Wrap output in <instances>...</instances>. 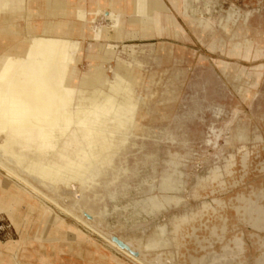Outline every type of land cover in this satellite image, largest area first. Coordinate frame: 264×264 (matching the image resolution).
Segmentation results:
<instances>
[{
	"label": "rangeland",
	"instance_id": "obj_1",
	"mask_svg": "<svg viewBox=\"0 0 264 264\" xmlns=\"http://www.w3.org/2000/svg\"><path fill=\"white\" fill-rule=\"evenodd\" d=\"M144 1L149 10L155 7L156 0ZM160 1L165 5V12L172 13L166 2ZM170 2L175 10L190 16L191 0H175V2L170 0ZM194 4L199 5L202 10L204 8V12L198 16L205 18L198 21L202 25L189 24L186 19L176 15L181 33L176 34L175 27L167 26L171 29V33L163 34L157 31L156 36L141 37L146 39L137 40V48L134 46L137 52L136 58L143 63V72H141L143 79L137 90L145 99L141 104L143 112L151 115L154 107L152 115L156 118L154 124L156 128L153 131L164 139L165 130L175 127L189 110L186 117L190 116L191 119L195 115L193 122L188 124L190 131L196 133V135L190 133L188 136L189 146L194 152L189 160L193 162L194 158L200 156L206 148L203 146L202 136L208 134L210 123H214L210 126L212 136L207 137L205 143L216 148V153L212 148H208V151L214 152L220 162L212 165L206 174L196 175V183L191 195L200 200V203L196 209L190 208L183 213L174 214L170 220L172 226L182 217L197 214L203 205L214 208L216 206L215 203L213 204L214 200L224 198L214 195L213 202L206 200L204 197L207 195L208 182H204L203 179L216 168L222 170L225 175L224 167L231 156L238 154L243 146L251 152L253 147L249 146V142L254 141L256 146V143L260 142L256 137H263L264 129V126L262 127L264 125V0H210L209 3L208 0H200L199 3ZM205 6H209V10H205ZM231 12L233 16L229 19ZM122 20L130 21L131 18H122ZM16 22L20 25V19ZM82 30L78 37H82ZM2 40L9 43V36L5 35ZM247 41L251 42L250 47L247 46ZM123 47L121 43L112 53L113 55L108 54L110 61L105 63V68L108 74L111 73L109 74L111 78L118 68V59L123 62L131 60L128 55L130 52H124ZM233 47L239 49L233 51ZM90 50L88 55L93 53L97 56L102 52V55L105 54L104 51L97 53ZM246 53H249V56ZM221 62L225 63L227 69L221 68L223 65ZM140 128H142L140 131L132 133L128 148L116 158V165L122 167L121 176L127 186L126 193L113 202L105 195L106 191L100 183L103 180L96 183L100 187L96 186L94 190L82 192L83 199L90 201L87 208L92 209L97 216L105 205L109 209V215L115 212L116 204L119 206L118 210L131 211L129 217L134 222L136 217L153 218L181 203L185 206L188 204L187 197L184 196L187 182L184 180L185 173L180 168V165L184 164L181 161L183 158L179 160L178 154L167 149L166 159H163L164 165L161 166V172H158L160 157L163 158L165 154L162 152L165 148L164 140L157 138L161 150L159 156V149H153L158 142L155 139L150 140V147H147L149 144L144 140L153 138L150 132L151 126L141 120ZM239 129L247 136L243 137V141L234 140V144L231 145L230 140ZM198 132L202 133V136H199ZM169 136L168 139L172 143L177 142L175 135L170 133ZM16 150L22 159L34 160L31 152L21 151L18 148ZM225 152L228 154L224 155ZM57 158V154L53 153L44 158L43 162L49 164ZM209 158L210 156L206 157V161ZM201 164L205 162L202 161ZM123 167L127 169L125 173ZM142 168L151 169L152 174L142 177L141 174L144 173ZM135 177L137 179H134ZM155 178H158L157 181ZM0 179L2 188H0V199H2L0 200V264H130L82 228L75 219L72 221L71 217L59 208L49 203L63 219L52 210H46V206L40 201L24 193L21 188L1 174ZM164 180L168 190L162 187ZM19 193L24 194L23 199L17 198ZM103 195L105 197L102 199ZM164 195L171 196L173 200L163 209L150 215L145 212L132 214L134 210L132 203L146 201L152 196L162 198ZM73 202L74 200H71V204ZM31 204L35 207L33 208ZM115 220V218L111 219L113 222ZM103 221L108 224L107 217ZM122 225L125 226L124 223ZM167 225V223H159L151 235L144 238L133 236V238L146 240L164 230V236L171 240L173 234L169 236ZM103 254L108 257H103Z\"/></svg>",
	"mask_w": 264,
	"mask_h": 264
},
{
	"label": "bare ground",
	"instance_id": "obj_2",
	"mask_svg": "<svg viewBox=\"0 0 264 264\" xmlns=\"http://www.w3.org/2000/svg\"><path fill=\"white\" fill-rule=\"evenodd\" d=\"M171 1L175 2V0ZM144 2V0H134L135 8L130 21H123L121 12L111 9L108 26L95 21L96 16L105 17L103 12L105 9L96 12L92 18L87 17L85 10H79L78 17L84 21L83 25H79V34L67 30L66 24L63 25L61 33L47 27L41 34H32L33 32L28 31L26 27L28 32L26 31L24 38L27 37L29 40L27 45L23 35H18L19 33L14 29L18 26L16 24L18 18L29 16L26 10L27 0H0V39H3L5 35L9 36V43L4 46L6 48L4 50L8 52L0 53V171L30 191L12 181L24 193L32 196V192L51 203L70 216L72 221L75 219L116 248L118 247L115 243L75 212L59 204L51 195L64 198L59 190L77 185L81 198L70 197L74 200L71 206L77 211H91L97 221L104 223L103 220L109 215L108 207L105 205L101 208L97 216L92 209L87 208L90 201L83 199L82 192L94 190L96 186H99L96 183L103 180L100 183L106 191L105 195L113 202L126 193L127 186L123 183L121 176L122 167L116 165V158L128 148L132 133L142 129L140 128L141 118H144L146 113L141 106L145 99L138 91L143 79L141 73L143 63L136 58L137 52L134 45L125 44V40L156 36L157 31L168 34L171 33V29L167 26L171 25L175 27L176 34L181 33L176 17L173 13L165 12L163 2L156 0L155 7L151 10L145 6ZM232 16L231 12L228 18ZM159 26L162 27L159 28ZM224 26L226 27L227 23ZM76 28L77 26L73 30ZM81 29H83L82 37H78ZM88 37L96 42L94 45L91 43L88 49H93L97 53L104 51L106 55H102L103 52L97 56L93 53L88 55L89 67L87 71L82 72L77 67V63L81 60L79 54L82 47L81 41ZM121 43L124 46V52H130L128 55L131 60L123 62L118 59V68L111 78L105 63ZM250 45L251 42L247 41V46L250 47ZM1 46L3 45L0 44ZM236 49L239 48L233 47L232 50ZM246 55L249 56V53ZM221 63L223 64L221 68H226L225 63ZM244 135L245 132L239 129L234 138H231L230 144L232 145L234 140L243 139ZM256 139L262 142L261 136ZM257 147L259 146H255L251 152L242 147L239 150L237 162L233 160L235 155L231 156L225 164L224 173L231 176L233 181L228 183L225 189L219 190L218 194L229 190L231 185L238 182L237 178L234 179V167L241 163L245 168L251 153ZM16 148L31 152L34 160L22 159L17 154ZM53 153L57 154L56 161L49 164L43 162L44 158ZM149 158L151 159L152 156ZM38 160L42 161L38 162ZM126 171L127 169L123 167V172ZM221 171L219 168L213 169L203 179L204 182L219 180L222 175L224 176ZM165 183L166 180L162 182V187L168 190ZM211 193L215 194L213 191ZM22 196L24 197V194H17L19 200L23 199ZM172 200L171 196L164 195L162 198L152 196L146 201H136L132 203L134 208L132 214L136 215L139 212L153 214L163 209ZM214 203L218 210L212 206L203 205L197 214L180 218L173 225L171 240L164 236V230L146 240L136 239L150 251L165 250L173 243L180 246L181 240L185 237L184 234L179 235L180 230L181 232L183 230L182 223L195 220L197 215L203 217L207 213L209 215L213 213L222 221L220 233L216 231L219 227L216 225L210 227L204 220L198 227L192 224V230L195 232L197 228L206 227L210 234L212 232L217 234L216 238L212 237L214 244L216 241L228 244L230 238L228 237L225 241L229 219L226 211L230 205L225 199L214 200ZM31 206L35 207L33 204ZM83 208L86 209L83 210ZM118 209L119 206L115 204L114 210ZM236 209L239 210V207ZM46 210L50 208L46 206ZM188 236L203 244L212 242L208 237L200 240L197 234L194 236L193 232H189ZM70 237L72 239V236ZM233 239L235 241L239 238L234 235ZM225 246L222 245L213 264H223L224 260L228 259L230 253L226 251ZM118 249L138 264H146L127 251ZM102 256L108 257L106 254ZM193 263L199 264L198 261Z\"/></svg>",
	"mask_w": 264,
	"mask_h": 264
},
{
	"label": "water",
	"instance_id": "obj_3",
	"mask_svg": "<svg viewBox=\"0 0 264 264\" xmlns=\"http://www.w3.org/2000/svg\"><path fill=\"white\" fill-rule=\"evenodd\" d=\"M164 1L169 6V8L171 9L172 13L175 16L179 15L183 17L188 21L187 23L189 24L202 25L198 21H200L201 19L205 20L204 17L202 18L198 17L200 14L204 12V8L202 10L199 5L194 4V3H199L200 0L198 1L191 0L192 7L189 10V14H190L189 17L185 16L184 14H181L180 11L178 12L177 10H175L170 0H164ZM209 1L210 0H208V3ZM208 7L209 6H205V10H209ZM109 15H110L109 12H105L104 20L101 16H96L95 21L96 22L103 21V23L106 26H108L110 25ZM18 19H20V25L18 24V22H16L18 26H16V28L14 29L19 33L18 35L20 36L23 35V39H25V43L28 45L29 43L28 38L27 37L24 38V34L26 33L27 30L33 32L32 34H41L42 32L37 31V29L34 30L31 25L24 23L22 18H18ZM141 39H146V38H141ZM81 42H82V47L79 53L81 55V60L77 63V67H79V69L82 72H85L87 71L90 63L88 60V54L91 52V50H88V48L90 47L89 44L92 43V45H94L96 42L93 41L92 38L90 37H88V39L86 40H82ZM136 42L137 39L135 41L125 40L126 44H133L137 48L138 45ZM0 44L3 45L0 47V53L8 52V50L7 51L4 50L6 49L4 48V46L7 45L8 43H5L3 42L2 39H0ZM113 63L114 62H112V64ZM109 74L111 75V73ZM152 114H154V107L152 109L151 115L146 114L144 118H141L144 124H148L149 126H151L150 132L153 134V138L151 139L145 138L144 140L148 142L147 144H149L150 140H154V139L158 142V145H156L153 149H159V156L161 150L160 147H158L160 146V143L157 138H161L162 141L164 140L163 143H165V148L162 152H164L165 154L163 158L160 157L159 160L160 166L157 168L158 172H161L162 170L161 166L164 165L163 159H166L167 149L173 151V153L175 154H178L177 158L179 160L181 157L183 158V160L181 161L184 164L180 165V168L185 173L184 180L187 182L186 185L187 191L186 193H184V196L187 197V202H188L187 206H185L184 203H181L176 207L170 208L168 211H163L157 217H153V218L147 217L146 219L145 216L136 217L134 222L133 219L129 217V213L131 211L118 210L115 212H111V214L107 216L108 224L106 225L105 222L103 223L97 221L95 219V215L91 211H87V210L77 211L71 206L70 197L77 199L81 198V193L79 192L77 185H72L71 188H61L59 190V193L62 194L64 198L56 197L54 194H52L51 196L53 198H56L59 204L72 210L79 217H81L86 222H88L94 229H96L101 234H103L111 242L115 243L118 248L127 251L131 256L135 258H139L141 261L145 262L146 264H194L193 261L195 262L198 261L199 264H204V263L213 264L214 259L217 257L220 250L222 249V245L223 246L226 245L225 249L227 252L230 253L228 257L229 260L228 259L224 260L223 264H264V129H263V137H262L263 142L256 143V146L259 147H257L254 150V152L251 153L249 157V163H247V166L243 168V165L240 163L234 167L235 170L234 179L237 178L238 182L234 185H231L230 189L224 191L223 193L218 194L217 192L214 194L208 190V192L206 191L207 195L204 197L208 201H212L214 195L218 197H224L226 202L230 205V207L226 211L229 216V219H228L227 236H225V241L229 237L230 241L228 242V244H224V242L219 243L217 241L214 244V241L212 239L216 238L217 234L213 232L210 234V231L206 229V227L197 228L195 232L192 230L191 227L192 224H196L195 226L198 227L201 224V222L204 220L210 227H214L215 225L219 227L216 229V231L220 233V227L222 225V221L221 219L217 218L218 215H215L213 213L210 215L207 213L203 217L197 215L195 217V220H191L190 222H183L182 223L183 230L182 232L180 230L179 235L181 236V234H184L185 237L184 239L181 240L180 246H176L173 243L170 244L169 247H167L165 250L161 249L156 251H150L145 248L142 242H140L136 238H133V236L144 238L151 235L157 229L156 225L159 223L168 224L167 227L169 230V236L171 237L173 226L170 220L172 219L174 214L183 213L186 209H190V208L196 209V207L200 203L199 202L200 200L193 198L191 195L192 192L191 190L196 183V175L206 174L212 165L220 162V160L215 156L216 148H214V146H208L205 143L206 138L212 136L210 126L214 124L213 122L210 123L209 132L208 134H206V136L204 135L202 136V133L198 132L200 133L199 136H202L204 138L203 146L206 148L203 150V153L200 156H196L194 158V161L191 162L189 159L194 154V152H192L193 150L189 146L190 138L188 136L190 133L191 134L193 133L194 135H196V133L190 131L188 124L193 122L195 115H193L191 119L189 118L190 116L186 117V115L185 117L180 118V122L178 124L176 123L175 127H173L171 130L170 129L165 130V134H164L165 138L163 139V136L159 135L156 131H153V129L156 128L154 125L156 123L155 122L156 118ZM263 126L264 125H262V127ZM170 133L172 135H175L177 139L176 143H172L171 140L168 139L170 137L169 136ZM140 138L143 137L140 136ZM221 140L222 143H224V140L222 138H220V141ZM250 142H249V146L255 148L254 147L255 142L254 141H252L251 143ZM147 147H150V144ZM208 148L214 149L215 153L214 152L209 153ZM179 149L182 150L180 151ZM227 154L228 153L226 152L224 153V155ZM139 155L141 156V154ZM208 155L210 156V158L208 159V161H206V157H209ZM202 161H204L205 164L200 165ZM142 169H144L143 174H141L140 171L142 177L147 176V174L149 173L152 174L151 169L149 168L148 169L142 168ZM0 174H2L8 180L15 182L21 188L28 190L20 183L9 178L3 172L0 171ZM134 179L137 178L135 177ZM157 179L158 178H155V181H157ZM44 191L47 192L46 190ZM31 194L41 203H43L45 206L50 208V210H52L57 216L63 219V217L49 203L44 201L42 198L36 196L32 192ZM237 207H239V210L236 209ZM112 218H115L116 220L113 222L111 221ZM126 219L128 220L126 221ZM122 223H124L125 226L122 225ZM82 227L86 231H88L92 236L96 237L107 248L112 250L115 254L124 258L130 264H138L130 256L120 251L118 248L110 244V242H108L107 240L100 238L95 233L85 228L83 225ZM189 232L191 233L193 232L194 236H196L197 234L200 240H202L204 237H208V239H211L212 242L210 243L207 242V244H203L194 241L193 238L188 236ZM234 235L238 236L239 239L234 241L233 239Z\"/></svg>",
	"mask_w": 264,
	"mask_h": 264
},
{
	"label": "crops",
	"instance_id": "obj_4",
	"mask_svg": "<svg viewBox=\"0 0 264 264\" xmlns=\"http://www.w3.org/2000/svg\"><path fill=\"white\" fill-rule=\"evenodd\" d=\"M134 8V0H70L69 3L68 0H27L26 10L29 16H25L22 19L24 23H28L34 30L37 29L39 32H42V30L47 27H51L54 32L61 33L63 25L66 24L65 28L67 30L79 34V25L84 24V21L78 17L79 10H85L87 17L92 18L99 10L103 11L105 9L103 12H110V10L113 9L115 12H121L120 14H122L123 19H128L131 18ZM26 20H28V22H26ZM76 26L77 28L73 30ZM136 39L138 40L141 38L138 37L126 40L135 41ZM244 136H247L246 133ZM243 147L247 148L246 146ZM247 151H249L248 148ZM234 155L235 157L233 160L237 162L238 154ZM224 176L222 175L217 181L208 182L207 191L210 189L209 191L217 193L219 190L225 189L228 183L233 180L231 176L226 174ZM220 199L225 198H217L215 200L218 201ZM214 209L218 210L219 208L214 206Z\"/></svg>",
	"mask_w": 264,
	"mask_h": 264
}]
</instances>
